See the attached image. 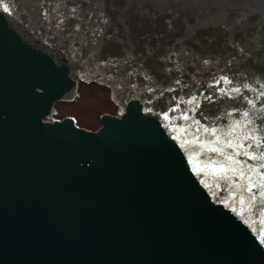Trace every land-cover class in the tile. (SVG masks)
I'll list each match as a JSON object with an SVG mask.
<instances>
[{"label": "water", "instance_id": "95a60500", "mask_svg": "<svg viewBox=\"0 0 264 264\" xmlns=\"http://www.w3.org/2000/svg\"><path fill=\"white\" fill-rule=\"evenodd\" d=\"M5 2L0 264H264V199L207 151L264 125V0ZM80 81L117 107L95 130L55 118Z\"/></svg>", "mask_w": 264, "mask_h": 264}, {"label": "snow or ice", "instance_id": "6c2138e0", "mask_svg": "<svg viewBox=\"0 0 264 264\" xmlns=\"http://www.w3.org/2000/svg\"><path fill=\"white\" fill-rule=\"evenodd\" d=\"M0 8H2L4 12L10 11L9 5L5 2V0H0ZM221 83L231 85L233 81L227 76H220L219 79L215 81V84L219 85ZM244 88L250 89V86L245 84ZM218 91L222 95H229L230 99L234 98V96L230 95L232 93L240 95L248 105H251L253 108H255V102L248 96L243 95L241 87H232L230 89L221 87L218 89ZM260 96L264 97V91L260 92ZM205 99L211 100L212 96L209 95L205 97ZM193 102H196V106L199 107V102L195 96H193L192 99L188 101V103ZM177 107H179V105H177ZM240 115L245 121L243 124V136L236 137L235 140L232 138L235 130L241 127V121L236 120L235 123L230 126L231 131L227 133L229 138L226 139L224 145L210 147L207 149V151L211 153H219L223 157V159L219 161L218 169L221 179L227 182L230 178L229 174H231V177H238L240 180L245 179L247 176L249 183L244 186V190L250 194L249 198L255 202L258 198L264 199V191L259 190L264 189V184H254L251 182V174H257L258 169L248 164V161L257 160L264 162V125H257L253 127L256 122L253 119H249L250 112L247 110L243 111ZM167 118L168 116L165 114V119ZM183 119L188 120L189 116L184 114ZM204 131L205 133L215 137L211 143L215 144L221 140V136L217 135L218 129L214 127L211 129L205 127ZM197 139L199 138L197 137ZM225 149H232V152L228 153L225 151ZM253 149H261V151L257 153L254 152ZM240 157H244L245 159L241 160ZM213 162L216 163V161ZM259 169L264 170V163L259 165ZM259 175L264 177V171H259ZM236 182L237 180H233V183ZM217 186H219V184ZM241 203H243V197H241ZM262 242H264V237H262Z\"/></svg>", "mask_w": 264, "mask_h": 264}, {"label": "rangeland", "instance_id": "374dc122", "mask_svg": "<svg viewBox=\"0 0 264 264\" xmlns=\"http://www.w3.org/2000/svg\"><path fill=\"white\" fill-rule=\"evenodd\" d=\"M54 108L55 117H73L79 126L91 130L100 127L102 114H116L117 111L116 105L110 98L109 89L93 82L82 83L74 101L55 102Z\"/></svg>", "mask_w": 264, "mask_h": 264}, {"label": "flooded vegetation", "instance_id": "af4514ba", "mask_svg": "<svg viewBox=\"0 0 264 264\" xmlns=\"http://www.w3.org/2000/svg\"><path fill=\"white\" fill-rule=\"evenodd\" d=\"M81 84H82V83L80 82V83H79V86H80ZM116 109H117V108H116ZM115 113H116V111H115Z\"/></svg>", "mask_w": 264, "mask_h": 264}, {"label": "bare ground", "instance_id": "6f19581e", "mask_svg": "<svg viewBox=\"0 0 264 264\" xmlns=\"http://www.w3.org/2000/svg\"><path fill=\"white\" fill-rule=\"evenodd\" d=\"M58 119H61V118H58Z\"/></svg>", "mask_w": 264, "mask_h": 264}]
</instances>
